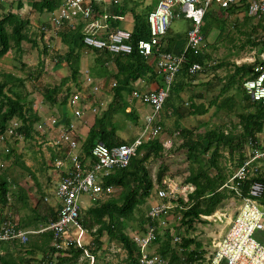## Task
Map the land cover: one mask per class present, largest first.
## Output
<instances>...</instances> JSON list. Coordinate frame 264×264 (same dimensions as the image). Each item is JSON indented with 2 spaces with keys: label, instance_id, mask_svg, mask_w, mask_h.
I'll return each mask as SVG.
<instances>
[{
  "label": "trees",
  "instance_id": "obj_1",
  "mask_svg": "<svg viewBox=\"0 0 264 264\" xmlns=\"http://www.w3.org/2000/svg\"><path fill=\"white\" fill-rule=\"evenodd\" d=\"M63 0H28L29 6L38 14L52 13ZM23 7L22 0L11 1L8 5V10L0 13V58L6 53L11 52L12 58L20 63V68L27 69L26 63L22 59L24 52L22 43L30 42L36 45V39L31 34V26L28 18L22 17L18 11ZM96 6L94 7V10ZM233 12V9H228ZM124 11H117V16L124 15ZM146 13H136L133 15V29L130 43L134 50L130 54H112L105 50H94V66L91 74L96 76L110 75L115 81L113 88V96L110 103L101 108L99 113L94 115L93 123L88 129L86 138L81 142V156L85 157L90 154V149L96 143L102 142L111 147L124 144L125 141L117 135L119 124L116 116L122 115L133 120L135 123L139 121V116L136 111L131 109L126 112L124 106L127 105L126 97L132 92L133 85L139 79L159 80L158 75L150 63V60L141 54L136 49V45L140 40H147L149 37V29ZM208 16H205V24L203 27L204 37L207 36L210 26L207 24ZM247 19L249 17H246ZM251 19V18H249ZM111 30H116L118 20L108 21ZM83 23H79L75 29L64 28L59 36L62 42L67 46V51L64 54H57L56 64L65 63L69 75L61 79L58 85L53 86L46 94H56L68 82L78 84V78L82 74L80 71V54L78 48L81 47ZM260 28L259 36H256L253 41L249 40L253 46L258 47L257 58L251 63H242L240 65L233 64L232 72L227 75L224 80V85L219 91L218 97L211 101V104L216 105L218 109L225 111L227 114L234 113L238 118V131H214L208 130L203 133H194L187 128H179L177 139L181 142L176 149L183 150L186 154V159L189 162V175L184 179L183 184H188L193 187V190L187 195L186 200L182 197L177 198L174 210L182 212L180 225H187L193 228L195 221L200 220L206 222L203 216L212 215L220 205L231 197H237L241 200L246 196L248 190V182L240 184L241 197L230 188L224 186L229 177L235 170L244 162V151L251 142L252 146L258 147L259 134L264 131V106L250 99L242 89V82L249 77L255 75V67L264 63L260 61L258 56L264 52V16L252 28V32L256 34ZM166 43L163 45L164 52L180 55L186 44V33L173 34L170 29L164 36ZM47 51L46 47L43 53ZM185 63L182 65L179 73L185 79L192 78L186 74V68L192 63H200L205 68L210 66L212 69L222 66L210 63V55L207 52L194 54L192 51H187L185 54ZM43 70V61L40 60V68L36 71L28 69L31 77L38 78ZM40 77V76H39ZM24 79L14 76L11 73H0V136L4 134L9 122L12 119H17L21 122L18 132L23 134L25 138H32L34 133V123L39 120L37 114L32 107H25L16 87L23 86ZM183 83V82H182ZM161 84V78L160 83ZM186 85V83H183ZM184 86V85H183ZM236 86V87H233ZM180 91L184 87H176L173 83L171 89ZM241 90V93L234 91ZM229 91L232 94H227ZM227 94V95H226ZM223 96V97H221ZM204 110L198 113H204ZM162 130L163 124L161 123ZM235 127V126H234ZM6 144H7V140ZM4 141V142H5ZM9 146L8 151H4L0 142V156L6 157L10 154H15L14 150ZM164 142L160 139H152L140 144L136 148V154L133 156L126 167L114 169L107 177H105V185H110L115 190H120L119 197L113 195L104 202L92 204L86 211V215L81 216L80 223L82 227L91 235L92 248L89 246L74 247L58 250L52 247L51 242L54 239L52 232H43L37 234V241L29 243L28 250H25V255H34L37 251H42V257L38 261L34 256L26 257L18 254L19 246H24L26 243L18 241L0 242V264H30L35 261V264H72V261L84 256L85 249L90 253L95 254L98 248L102 246L101 237L106 233L112 240L117 241L125 252L123 264H140L139 252L130 236L124 232V221L134 218L136 208H139L145 203L146 199L151 196V191L156 185L157 189H166L164 177L167 168L160 164L152 179L151 173L147 168V162L152 158H161L164 151ZM170 147V145H168ZM226 152L227 155H224ZM65 156V155H64ZM225 161H233L234 166L229 173L227 165L221 164V159ZM17 163L22 165L21 160L16 159ZM24 166V165H23ZM24 168H27L24 166ZM227 169V171H226ZM264 187V172H261L256 178ZM10 181L0 167V210L9 203ZM17 195V193L15 194ZM24 199V198H23ZM22 199V200H23ZM261 202L264 203V192ZM1 217V216H0ZM3 218H0V222ZM145 223L140 221V226L143 229L146 225L153 224L156 226V239L153 242V247L156 253L168 258L169 264H208L210 256L205 257L206 251L202 248L201 242L194 238L183 237L181 244L175 248L171 244V237L168 229H162L156 221H152L146 217ZM12 244V245H11ZM194 244V248L191 245ZM48 247V250L45 248ZM17 255L13 256V252ZM53 257L55 258L53 260ZM86 259V258H85ZM87 260V259H86ZM87 264V261H86Z\"/></svg>",
  "mask_w": 264,
  "mask_h": 264
},
{
  "label": "built area",
  "instance_id": "obj_2",
  "mask_svg": "<svg viewBox=\"0 0 264 264\" xmlns=\"http://www.w3.org/2000/svg\"><path fill=\"white\" fill-rule=\"evenodd\" d=\"M98 1L117 2L118 0ZM215 6L223 10L238 7L240 8L238 13L256 19H261L264 15V0H158L154 9L147 15L149 37L147 40L138 41L136 45L139 54L152 60L155 71L161 78V84L154 90L142 91L140 88H134L131 92L133 99L150 107V112L144 117L139 135L132 141L111 147L102 142L96 143L90 149V154L82 157L78 141L75 134L73 135V125L63 129L60 140L66 143L68 150L64 158L54 161V168L61 173L53 193L57 200L56 216L47 224L32 230L20 228L17 220L13 218H5L0 222V242L26 243L29 235L52 232L54 239L51 245L57 249V252L71 246L92 248L91 241L84 238V233L87 231L80 223L81 212L85 207L80 203V197L86 198L91 205L104 202L112 196L115 189L113 186L105 185V177L114 169L126 167L135 156L136 148L140 144L152 139H160L164 145L169 144L160 138L161 110L176 75L185 63L184 54L187 51H192L194 54L204 52L206 47L203 33L204 19L210 9ZM176 17L190 21L186 31L185 48L180 55L162 50V39L170 29L171 21ZM80 21L83 25L85 23L81 31L83 54L91 50H105L121 55L133 52L134 47L130 43L132 32L127 29L111 30L104 37L98 35L100 26L94 20L93 0H63L51 13L50 25L39 27L40 38L46 41L51 35H58L64 28L75 29ZM261 58L264 61V55ZM204 69L202 64L192 63L187 66L186 74L195 76ZM85 81L89 85L92 84L88 77ZM93 89L97 91L98 87L94 85ZM242 89L252 101L264 106V63L255 67L254 76L242 82ZM86 101L78 94L72 95L69 104L73 108L78 107L73 109L75 117L80 118L87 111L92 114L97 113V108L91 107ZM20 126L19 120L12 119L4 134L0 136V142L22 139L23 135L17 131ZM244 154V162L224 186L241 197L239 186L243 182H248L247 194L241 198L239 210L230 221L228 230L217 241L208 264H264V244L254 238L256 231L264 230V203L261 202L264 187L255 179L262 172L264 143L255 147L250 142ZM187 188L190 192L193 190L192 186H187L183 191ZM175 194L181 195L182 191L175 193V190L167 183L166 189H156L157 201L152 202L146 216L156 221L160 228L168 229L171 241L178 248L182 237L169 227V223H175L174 225L178 226L174 219L169 218V210L176 206ZM43 200L48 201L49 197H44ZM208 217L201 215L202 219ZM156 231V226L149 224L130 236L139 252L140 264H169L168 258L159 255L155 248H152ZM83 255L87 259V264H95V256L88 249H85Z\"/></svg>",
  "mask_w": 264,
  "mask_h": 264
},
{
  "label": "rangeland",
  "instance_id": "obj_3",
  "mask_svg": "<svg viewBox=\"0 0 264 264\" xmlns=\"http://www.w3.org/2000/svg\"><path fill=\"white\" fill-rule=\"evenodd\" d=\"M134 1L132 0L131 3H134ZM155 1L156 0H145L144 4L146 5L147 3H152ZM215 7L214 9L212 7L210 9V13H207L208 27L210 26V30L208 31L207 38L205 39V52L210 55V62H213L216 65L222 64V66L215 69L206 67L203 71L205 74L203 78L197 74L198 76L196 75L194 78L192 77L188 79V81L192 80L190 85L185 86L180 91H176L173 88L169 91L168 97L161 110V113L163 112V114H160L161 123L163 124V130L160 138L169 142V144L164 146L165 148L161 158H152L146 164L153 180L155 179L156 171L159 165H165L167 170L164 177V182L170 185L171 188L175 190V193L176 191H182L181 195L175 194L177 198L182 197L183 199H186L187 195L190 193V189L187 188L185 191H183V189L187 186H191L188 184H183L184 179L189 175V162L186 159L185 152L183 150L176 149L181 142L179 139H177L178 127L187 128L194 133H203L208 130H214L217 132H225L228 130H234L236 132L240 130V128L237 126L238 118L236 114H227L225 111L218 109L216 105L211 104V101L218 97L219 91L224 85V80L229 74V71L232 69V65L250 62V59L254 57L255 52H257L258 49V47H255L250 42H248L249 40L253 41L256 36H259L261 32L260 28L257 29L256 34L252 32V28L259 21L258 19H247L240 16L230 15L226 16L225 14H222L219 9H215ZM26 11H28L29 16L32 17V20L36 22V24L33 25V31L38 37L39 31L37 30L39 28L37 25L40 24L39 27L47 25L50 13L45 12L43 14H38L35 11H30L29 8H26ZM32 13L34 14L31 15ZM130 23V20L127 19L121 24V27L125 28L127 26L126 24ZM189 25V20L182 17H176L170 23V31L175 34L185 33ZM55 39L56 38H54L52 35V38L49 39L48 43L43 39L40 40L39 37L36 38V45H33L30 42H23L26 54L22 55V58L28 68H20V63L11 57L12 53H9L8 57L10 60L7 65L3 66V68L0 67V72L1 70L11 69L12 71L15 69V73L24 74V72H27L26 70L28 69H30L32 72L38 70L40 68L38 55L40 54V57L42 56L44 47L47 49L46 54H43L45 57L48 56V54L51 57H55L57 54L61 55V53L65 52L64 45L58 42L56 43ZM87 54L83 55L87 56ZM50 64H53V62L47 60L46 64H44V66L47 67V70L45 71L43 66V70L39 75L40 77L38 76L36 80H32V83L30 82L28 87H35L38 90L39 87H51L53 85H57L60 82L62 76L56 72L55 68L52 70ZM34 68L35 70H33ZM51 70L53 72L49 73ZM200 80L204 81V83H202ZM198 82L201 85L200 87H196V83ZM206 83H209L208 86H206ZM110 84L111 82H109V85ZM234 91L241 93V90L235 89ZM232 93L233 92L229 91L227 94L230 95ZM135 102L136 104L138 103L137 101ZM100 108L101 106H99L97 114L101 110ZM200 110H204L205 112L200 114L198 113ZM63 111L66 112V108L63 109ZM148 112H150V107L143 104L139 110L140 119L137 123L118 114L116 118L120 126L118 130H120V133L122 132L121 138L125 141L133 140L140 133V126L143 124L144 116ZM40 145L41 144H31L29 146H24L28 150L26 154L27 158H37L38 156L35 153L38 152V150L36 147ZM168 145H170V147ZM15 151L18 152L16 149ZM223 153L224 155H227L226 152ZM21 157V163L25 164V159L23 156ZM13 159V154L8 155L7 157L5 155L0 156V167L4 171V174L10 179V181H16L15 179L18 180L17 176H19L21 173L25 174L26 172H23L22 170L24 169L21 167V165H16ZM3 162L6 168L1 166L3 165ZM224 163L227 165L228 171L230 173L233 169L234 162L232 160L225 161L223 158L221 159V164L224 165ZM55 188L56 185L54 186V189ZM156 189L157 188L155 185L151 191V197H148L144 204H142L139 208H136L134 212V218L124 221V232L127 236H131L135 231L142 230L139 222L142 221L145 223L144 221L147 217L146 215L150 205L152 202L157 201L155 198ZM119 192L120 190L114 189L112 195L114 197H119ZM80 198V203L85 206L81 212V216H84L86 215L87 209L91 206V202H89L84 197ZM240 205L241 200L237 197L234 196L228 198L211 216H209L207 219L204 218L206 222L200 220L195 221L193 228H189L187 225H180L182 212L171 208L169 210V218L174 219L178 226H175V223H169V227H172L173 232L180 235L182 238H194L198 242H201L202 248L206 251L205 257L207 258L213 253L217 241L220 240V238L228 230L229 222L236 216ZM12 208V212H14L15 206H12ZM84 238L86 240H92V237L88 232L84 233ZM254 238L260 243L264 244V230L256 231L254 233ZM37 240V235H29L28 242L24 246L18 247L20 250L18 254L25 255V250L30 249L29 243ZM101 241L102 246L98 248L96 250L97 252L94 254L95 264H123L125 252L121 245L117 241L110 239L106 233H103ZM171 244L173 247H177L172 241ZM191 248H194V244L191 245ZM45 250H48V247H46ZM9 251L13 252L12 249ZM1 253L3 252L0 251V254ZM13 253V256L17 255V253ZM25 256L29 258L34 256V258L38 261V259L42 257V251H37L34 255ZM85 258L86 257L81 256L77 260L72 261V264H86L87 260ZM54 259L55 258L53 257V260ZM34 262L35 261L31 262L30 264H35Z\"/></svg>",
  "mask_w": 264,
  "mask_h": 264
},
{
  "label": "crops",
  "instance_id": "obj_4",
  "mask_svg": "<svg viewBox=\"0 0 264 264\" xmlns=\"http://www.w3.org/2000/svg\"><path fill=\"white\" fill-rule=\"evenodd\" d=\"M11 1H15V0H0V13L8 10V5ZM131 1L132 0H118L117 2H101L98 0H93V10H94V7L96 6V9L94 10V20L97 23V25L100 26V28H98L99 36L104 37L109 31H111L110 23L108 22L110 21V19L111 20L117 19L119 21L117 29L118 28L127 29L132 32L133 24H134L132 11L136 13L150 12L151 10L154 9V7L156 6V3L158 2V0H156L155 2L147 3L145 5L144 4L145 0H137V1L133 0L134 3H131ZM22 2H23V7L18 11V13L22 17L28 18L30 22V26H31V34H33L34 33L33 25L36 24V22L32 20L31 16H29V13L28 11H26V8H29L30 11L32 12L34 11L29 6L28 0H22ZM215 9H219V11L222 14H225L226 16H229V15L230 16H240L242 18L248 17V16H244L238 13L240 9L238 7L230 8V9H233V12H229L228 10H223L219 7H215ZM124 10H126L124 15L117 16L116 14L117 11H124ZM33 14L34 13H32L31 15ZM50 18H51V13H50V17H48L47 25L48 24L50 25ZM249 18H252V17H249ZM127 19L130 20L131 23L126 24L127 26L125 28H122L121 24ZM261 19H258V20H261ZM79 23H81V21ZM207 24H208V18H207ZM39 25L40 24L37 25L38 28H39ZM84 25L82 26L81 31L83 30ZM37 31H39L38 37L40 38V34H41L40 28ZM58 35H53L54 38H56L55 42L56 43L58 42L64 45L65 52H66L68 48L62 42L60 36ZM32 36L35 39L38 38L36 36V33H34ZM50 38H52V35L50 36ZM206 38L207 36L205 37V39ZM48 41L49 40H46L47 43ZM162 41L164 45L166 43V40L164 37ZM22 46H23V43H22ZM23 49H24V46H23ZM78 50L80 54V71L82 73L80 77L78 78V84L76 85V83L72 81L68 82L64 87L61 88L60 91H57L56 94H53L52 96H51V93H48V94L46 93L48 90H51L53 86L55 85L51 87H39L38 90L35 87H28V84L30 82L32 83V80L33 81L36 80L35 77H31L29 75L28 70H26L27 72H24V74H18V73H15L14 71L15 69L11 67L14 70L12 71L11 69L1 70L0 72V73H3V72L11 73L16 77L24 79L23 86L16 87V90L19 92L21 99L24 102L25 107H32L33 111L39 117V120H37L34 123V126H33L34 133H33L32 138L27 139L23 136L22 139L7 140V144H9L10 148L13 149L15 152V154H13L14 163L16 165H20V163L16 162V159L18 158L19 160H21L22 159L21 156H23V158L25 159V164L22 163L21 167L24 169L22 171L23 172L26 171V172L25 174L21 173L19 176H17L18 180L15 179L16 181H13V180L10 181V179L7 177L8 180L10 181L9 203L8 205H6L4 208L0 210V214H1L0 218L1 219L2 218L3 219L13 218L17 220L18 226L25 230L37 229L38 227L47 224L51 219H53L56 216L57 200L54 198V195L52 193L54 190V186L57 184L61 173L59 170L54 168V161L57 159L64 158L66 156L65 155L66 151L68 150V148L66 147V143L60 140V135H61L62 130L69 128L68 127L69 125H73L74 127L73 135L75 134V138L78 141V148H80L81 142L86 138L88 129L90 125L93 123L94 115H92V113H90L89 111L85 112V114L80 118L75 117V115L73 114V109H76L78 107L73 108L69 104L70 98L72 97V95L78 94L82 96L83 99L87 100L86 102L88 103V105H90L91 107H95L98 110L99 106H101V108H105L110 103L112 96H113V88H114L113 86L115 84V81L113 80V78L110 75L96 76L94 74H91V71L94 66V55H93L94 50H91L87 54V56L86 55L84 56L82 54L83 52L81 50V47L78 48ZM205 50L206 49H204V52ZM9 53L11 52L6 53L4 56L0 58L1 68H3V66L8 64L10 60L8 57ZM64 53H61V54H64ZM25 54H26V51L24 49L23 55ZM43 54L44 53L42 52L41 57H40V54L38 55V61L42 60L43 66L44 64H46L47 60H50L53 62V64H50L51 69L53 70L55 68L56 72H58L62 76L61 79L69 75V70L65 63L58 65L56 64V59H55L56 56L51 57L48 54V56L45 57ZM256 55L257 53L255 52L254 57H252L250 59L251 61L248 63L253 62L257 58ZM262 55H264V52H261L260 55L258 56V59L260 61H263L261 58ZM151 61L152 60H150V63L153 65V62ZM208 64H212V62ZM153 68H154V65H153ZM44 69L46 71L47 67L44 66ZM33 70H35V68ZM52 70L49 73H52L53 72ZM203 71L199 73V76L202 78L205 75ZM231 72H232V69L229 71V74ZM86 77L91 79L92 81L91 85H89L85 81ZM192 77L194 78V76ZM158 78L159 80L139 79L135 83H133V85H135L136 87H132V88L133 89L140 88L142 91H148L152 89L154 90L159 86L160 77L158 76ZM182 78L184 79V77H182L181 75H176L175 80H174L176 87L178 86L185 87V86L190 85L192 80L188 81V79H185L184 81ZM109 82H111L110 85H109ZM182 82L186 83V85L183 84ZM199 82L196 83L197 84L196 87L201 86ZM202 83H204V81H202ZM208 84L209 83H206V86H208ZM94 85L98 87L97 91H94L93 89ZM233 87H236V86H233ZM126 101H127V105L124 106L125 111L128 112L131 109H133L136 111V114L140 118L139 110L143 104H141L139 101H137L138 103L136 104L135 102L136 100L131 97V93L126 97ZM65 108L67 110L66 112L63 111V109ZM148 113H146L145 116ZM162 114L163 112L161 113V115ZM52 120H54V123H52ZM141 127L142 125L140 126V129ZM121 134L122 132L120 133V130H118L117 135L119 137H122ZM258 138H259V142L261 141V143H264V131L259 134ZM7 144H6V141L1 143V147L4 148V151L6 149L7 150L9 149V146H7ZM31 144H41L40 146L36 147L38 150V152L35 153L38 156L37 158H34V157L27 158L26 156L28 150L24 146H29ZM15 149L18 152H16ZM32 151H35V150H32ZM2 164L3 165L1 166L6 168L4 162ZM23 165L27 168H24ZM261 170L262 172H264V163H261ZM16 193L17 195H19L18 197L15 196ZM44 197H49V200L43 201ZM12 206H15L14 212H12L13 211ZM33 235H37V234H33Z\"/></svg>",
  "mask_w": 264,
  "mask_h": 264
}]
</instances>
